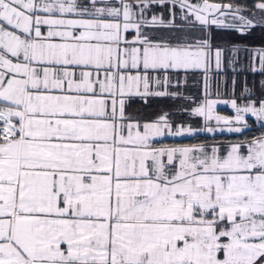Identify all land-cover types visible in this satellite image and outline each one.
<instances>
[{
  "label": "snow or ice",
  "instance_id": "1",
  "mask_svg": "<svg viewBox=\"0 0 264 264\" xmlns=\"http://www.w3.org/2000/svg\"><path fill=\"white\" fill-rule=\"evenodd\" d=\"M0 264H264V0H0Z\"/></svg>",
  "mask_w": 264,
  "mask_h": 264
},
{
  "label": "trees",
  "instance_id": "2",
  "mask_svg": "<svg viewBox=\"0 0 264 264\" xmlns=\"http://www.w3.org/2000/svg\"><path fill=\"white\" fill-rule=\"evenodd\" d=\"M256 0H247L248 6L251 8L254 4H255ZM262 37L260 35L259 30H257L256 32H254L251 36L247 37L245 42L248 44H252V45H259L260 41H261ZM249 82L251 83V77L249 78ZM256 82L258 84L259 82V77H256ZM164 104H167L168 102L165 101L163 102ZM160 106L159 104H154V107H158Z\"/></svg>",
  "mask_w": 264,
  "mask_h": 264
},
{
  "label": "rangeland",
  "instance_id": "3",
  "mask_svg": "<svg viewBox=\"0 0 264 264\" xmlns=\"http://www.w3.org/2000/svg\"><path fill=\"white\" fill-rule=\"evenodd\" d=\"M218 110L221 112V114H229L231 112V109L227 108L225 105H219Z\"/></svg>",
  "mask_w": 264,
  "mask_h": 264
}]
</instances>
